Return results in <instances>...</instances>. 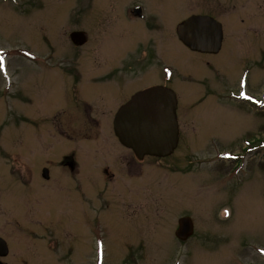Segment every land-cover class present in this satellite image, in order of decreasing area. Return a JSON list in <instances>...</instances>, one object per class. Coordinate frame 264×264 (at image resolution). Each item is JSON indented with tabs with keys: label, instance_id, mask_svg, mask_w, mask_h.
<instances>
[{
	"label": "rangeland",
	"instance_id": "obj_1",
	"mask_svg": "<svg viewBox=\"0 0 264 264\" xmlns=\"http://www.w3.org/2000/svg\"><path fill=\"white\" fill-rule=\"evenodd\" d=\"M135 7L165 17L172 42L133 85L177 73L180 139L164 159L115 135L139 89L93 96L117 89L102 75L136 40L161 36L127 20ZM193 15L222 24L220 55L177 41ZM0 237L1 264H264V0H0Z\"/></svg>",
	"mask_w": 264,
	"mask_h": 264
},
{
	"label": "water",
	"instance_id": "obj_2",
	"mask_svg": "<svg viewBox=\"0 0 264 264\" xmlns=\"http://www.w3.org/2000/svg\"><path fill=\"white\" fill-rule=\"evenodd\" d=\"M177 33L191 49L214 52L221 46L222 26L213 18L193 16L180 24ZM177 97L167 88L152 87L135 94L114 119V132L123 146L139 159L165 158L178 146ZM48 178V170H44ZM192 229L188 218L182 220L177 236L186 240ZM7 243L0 238V257L8 255Z\"/></svg>",
	"mask_w": 264,
	"mask_h": 264
},
{
	"label": "flooded vegetation",
	"instance_id": "obj_3",
	"mask_svg": "<svg viewBox=\"0 0 264 264\" xmlns=\"http://www.w3.org/2000/svg\"><path fill=\"white\" fill-rule=\"evenodd\" d=\"M147 11H149V9H147L146 7L144 9H142L141 7L130 8L129 10L127 9L125 11L124 16H126L127 20L130 21L131 23L133 22L134 25H136L137 27L139 26L140 22H142V24L140 26L144 27V29H146V31L151 32V33H155L157 35L161 34V36H159L158 39L146 40L144 42L142 40H139V41L136 40L137 44L133 46L135 48V50L127 52L128 56L125 57L123 60L119 61L121 66H120L118 71L114 72L115 69L114 70L112 69V71H110V72H105V73H103V75L101 74L102 78L105 79L106 81H108L109 83H115L117 85V89L113 88V89H111V91H107L106 89H102V90L93 89V92H94L93 96H100V95L105 96V95H108L109 93H113L115 95H121V94L127 95V90L131 89L129 87L134 85L135 78L138 77L139 72L142 69H146L149 66H151L153 64L155 56H160L163 54V52H168L170 50V48H171L170 46H171L172 42L168 41V36H169L167 33L168 30L166 32L164 31V29L167 27V26H165V24L167 23L165 20V17L160 18L155 14H151L150 12H149L150 14L147 13ZM161 16H164V15L162 14ZM209 17H211V16H209ZM211 18H213V17H211ZM161 25L163 28L161 27ZM140 26H139V29H140ZM222 29H223V26H222ZM135 30L137 32V28ZM223 35H224V30H223ZM160 37L162 38L161 40H160ZM177 38H178V36H177ZM177 41L180 42L186 49H188L194 58H198V56L204 57L206 55L207 56L208 55H210V56L220 55L222 53V51L224 50V43H225L224 38H223V41L221 42V46L217 50H215L214 52H201V51L191 49L185 43L180 41L179 38L177 39ZM126 50H124V52ZM207 65H208L209 71H211L213 73V77L215 78L216 81L218 80L219 77H222L220 70L217 68V66H218L217 63L215 65L208 63ZM159 67H160L159 70H162V74L159 77V80L157 81L158 84H155V85L143 88V89H140L141 87H139V86H133L132 88L139 89V90H135L132 94H129V96L131 95L129 97V99L133 95H135L136 93L143 91V90H146L150 87H155V86L164 87V88L170 89L174 92L176 91L172 86H170L171 84H173V82L175 83V81H173L175 78L174 73H176L175 69L170 65H165V66L159 65ZM95 74H96L95 72H94V74L90 73L91 76L89 78H91V79L89 81H91V82L93 81L92 78H93V76L95 77ZM176 76H177V73H176ZM190 78H192V76L190 74H187V79H190ZM139 80H140V78L137 79V81H139ZM124 81L126 82V84L122 83ZM186 81L188 82V80H185V83H186ZM108 82H106V83H108ZM218 82L220 83V81H218ZM218 82H214V83H218ZM93 83H97V82L94 81ZM123 87H125V88H123ZM218 88H219V86H218ZM71 91H72L73 95H75V96L78 95L77 90H75L74 87H72ZM213 93H214V91L211 90L210 95H213ZM227 94L232 95L233 94V88H231L230 90L226 89V93L224 95H227ZM176 95H177V93H176ZM177 99H178V96H177ZM243 99L246 100L245 98H243ZM101 100H102V98L100 99V101ZM91 102L92 103L83 102L84 106L86 107V109L88 111V114L91 113L92 110L94 109V107L92 106L94 101L91 100ZM122 105L123 104H121L120 107ZM178 105H179V102H178ZM99 106H100V104H99ZM100 107H102V106H100ZM178 110H179V108L177 109V116H178V114L180 116V113H178L179 112ZM91 120L95 121L96 125H98V122H96V120H94V118H91ZM178 121H179V119H178ZM123 148H125V147H123ZM71 156H73V155H71ZM73 163H75V162L73 161ZM72 170H74V168H72ZM49 179L50 178H48V180ZM2 259L3 258H0V260H2Z\"/></svg>",
	"mask_w": 264,
	"mask_h": 264
},
{
	"label": "snow or ice",
	"instance_id": "obj_4",
	"mask_svg": "<svg viewBox=\"0 0 264 264\" xmlns=\"http://www.w3.org/2000/svg\"><path fill=\"white\" fill-rule=\"evenodd\" d=\"M246 99H251L250 97H245Z\"/></svg>",
	"mask_w": 264,
	"mask_h": 264
}]
</instances>
